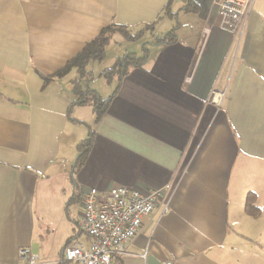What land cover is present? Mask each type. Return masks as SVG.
<instances>
[{
    "label": "crops",
    "instance_id": "0c3cea01",
    "mask_svg": "<svg viewBox=\"0 0 264 264\" xmlns=\"http://www.w3.org/2000/svg\"><path fill=\"white\" fill-rule=\"evenodd\" d=\"M222 1L0 0V264H18L24 246L57 264L70 239L86 240L78 220L92 187L166 184L169 212L161 199L143 217L125 264H264V0L241 37L220 28ZM176 22L175 43H154ZM111 23L154 26L135 52L145 62L116 76L97 120L82 115L74 82L109 97L102 87L76 68L44 76Z\"/></svg>",
    "mask_w": 264,
    "mask_h": 264
},
{
    "label": "built area",
    "instance_id": "2783aa9c",
    "mask_svg": "<svg viewBox=\"0 0 264 264\" xmlns=\"http://www.w3.org/2000/svg\"><path fill=\"white\" fill-rule=\"evenodd\" d=\"M255 0H223L220 28L242 36ZM209 33V29L204 30ZM224 92L215 91L212 100L220 103ZM170 184L147 193L129 186L107 190L90 188L83 197V210L78 220L80 233L86 240L74 238L63 249L57 264H125L122 257L142 225L161 199L162 214L169 212ZM18 264H41V257L30 246L19 250Z\"/></svg>",
    "mask_w": 264,
    "mask_h": 264
},
{
    "label": "trees",
    "instance_id": "16d2710c",
    "mask_svg": "<svg viewBox=\"0 0 264 264\" xmlns=\"http://www.w3.org/2000/svg\"><path fill=\"white\" fill-rule=\"evenodd\" d=\"M171 1L164 8L166 11L170 9ZM154 23L144 24L140 28H130L127 25H121L116 23H111L110 25L104 27L98 36H96L90 42H87L83 49L72 59H70L62 68L57 70L54 74L50 76H44V79L51 80L57 77H63L68 74L72 69L76 68L81 77L89 74L87 66L92 60H102L106 55V47L111 42L116 34H122L124 37L130 40H138L142 38L146 31L153 28ZM179 28V23L176 22L172 29L167 32L164 36H158L155 38L154 43H175L177 41V30ZM135 31V32H134ZM146 49V48H145ZM147 50V49H146ZM146 60V55L138 56L135 52H130L118 59L116 65L110 69L102 71V76L105 79H112L114 75H117L119 81L128 73L131 66H142ZM119 86V85H118ZM118 87L112 95L104 98L100 92L96 89L87 88L83 90L78 81L74 82V92L78 96L76 103H87L90 102L94 111L97 115V120H99L103 113L107 110V107L111 99L117 93ZM94 143V131L90 129L88 137L81 140L78 145V157L75 162V168L81 167ZM246 209L248 213L252 215H258L260 210L254 205L253 195L249 194L246 201ZM70 239L67 244L71 241ZM66 244V245H67Z\"/></svg>",
    "mask_w": 264,
    "mask_h": 264
},
{
    "label": "rangeland",
    "instance_id": "374dc122",
    "mask_svg": "<svg viewBox=\"0 0 264 264\" xmlns=\"http://www.w3.org/2000/svg\"><path fill=\"white\" fill-rule=\"evenodd\" d=\"M151 34V32H147L143 38L138 40H130L124 37L122 34H116L106 47L105 57L102 60H92L88 64L87 70L89 71V74L84 76L85 78L82 79V83L85 84L86 82H89L91 86H96L100 88L102 87V89H104V93H108L103 95H110L109 93H112L117 85V75H114L112 79L108 80L102 76V71L114 67L118 59L127 53L137 51L138 54H141V46L143 45L144 41L151 39ZM74 74L75 73L69 75V78H73V76L75 77ZM82 106L83 107H81V110L83 111L82 115L84 117L91 118L93 114H95L94 107L90 102L83 103ZM84 121L85 123H82L80 126L81 128H83V130H87L88 124L90 123L88 122V120ZM77 156L78 154L76 155V158ZM81 235L85 236L83 233Z\"/></svg>",
    "mask_w": 264,
    "mask_h": 264
}]
</instances>
